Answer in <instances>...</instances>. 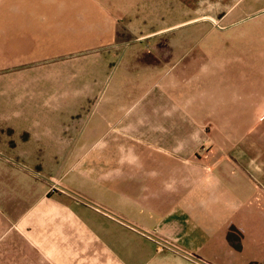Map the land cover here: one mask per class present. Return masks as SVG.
I'll return each mask as SVG.
<instances>
[{
  "label": "rangeland",
  "instance_id": "1",
  "mask_svg": "<svg viewBox=\"0 0 264 264\" xmlns=\"http://www.w3.org/2000/svg\"><path fill=\"white\" fill-rule=\"evenodd\" d=\"M40 1L1 2L19 20L39 15V24L0 33V264H115L114 255L128 256L60 210L72 204L111 232V219L123 223L106 212L84 216L79 205L96 195L87 175L105 181L99 146L136 144L143 137L130 132L142 117L162 119L170 161L215 162L217 173H230L232 252L215 250L218 264H264V231L240 224L242 170L264 167V73L255 72V58L246 67L254 71L241 72L240 57L215 56L207 22H194L177 0ZM251 172L248 188L256 190ZM126 227L121 242L142 245ZM158 246L154 253L183 264H206L174 241Z\"/></svg>",
  "mask_w": 264,
  "mask_h": 264
},
{
  "label": "crops",
  "instance_id": "2",
  "mask_svg": "<svg viewBox=\"0 0 264 264\" xmlns=\"http://www.w3.org/2000/svg\"><path fill=\"white\" fill-rule=\"evenodd\" d=\"M3 1L0 0V33L9 29L8 24H20L22 29L18 30L23 34V28L35 30V25L39 24V15H28L29 18L19 20L18 16L13 17L8 13L7 4L1 5ZM32 1L36 6H41L40 0ZM177 1L188 7L194 22H207L215 56L240 57L241 72L254 71L246 67L253 66L255 58V72L264 73V0ZM29 13L32 15V12ZM3 16L4 20L1 18ZM142 118L138 119L136 128L130 132L133 136L143 137L136 144L119 145L113 142L99 146L104 152L102 159L105 170L101 168V171L105 181L87 175V179L92 181L90 185L96 187V195L94 199L85 197V203L81 200L82 205H79L84 216L97 214L106 218L108 213L122 218L123 223L107 217L111 219V227L114 226L111 232L110 227L104 226L96 218H90L88 222L80 217L72 204L60 211L68 215L70 220L75 216L97 242H102V246L113 254V251L127 247L130 250L127 257L115 253V264H183L186 261L183 257L170 255L168 251L154 253L152 250L159 247V241H174L178 247L196 253L206 264H218L214 259L215 250L228 251L229 256L232 252L227 242V230L233 221L234 190L230 173L219 168L221 172L218 174L215 162L186 163L182 156L170 161L169 149L163 145L166 130L162 119L146 123L141 120L147 119ZM183 150V144L176 148V152ZM242 171L247 176L244 175L240 186V224L248 226L251 221L256 223L259 230L264 231V167L252 172L248 168ZM249 172L256 175L259 186L256 190L248 188ZM84 181L81 182L82 186ZM115 223L126 231H129L126 224L130 225L131 232L143 237V244L137 246L136 241L127 244L121 242V228L116 227ZM143 233L150 234L154 239ZM136 238L133 236L132 239ZM15 260L19 262L17 264H26L22 262L24 259ZM41 264L54 263L42 261Z\"/></svg>",
  "mask_w": 264,
  "mask_h": 264
}]
</instances>
